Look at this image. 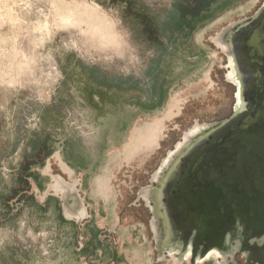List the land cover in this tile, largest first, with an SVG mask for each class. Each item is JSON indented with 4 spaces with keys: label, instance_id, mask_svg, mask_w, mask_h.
I'll return each instance as SVG.
<instances>
[{
    "label": "rangeland",
    "instance_id": "374dc122",
    "mask_svg": "<svg viewBox=\"0 0 264 264\" xmlns=\"http://www.w3.org/2000/svg\"><path fill=\"white\" fill-rule=\"evenodd\" d=\"M263 4L0 0V264H192L160 256L141 192L187 134L204 125L199 142L233 114L219 37ZM159 123V145L131 154ZM55 175L76 182L82 221L65 214Z\"/></svg>",
    "mask_w": 264,
    "mask_h": 264
},
{
    "label": "flooded vegetation",
    "instance_id": "af4514ba",
    "mask_svg": "<svg viewBox=\"0 0 264 264\" xmlns=\"http://www.w3.org/2000/svg\"><path fill=\"white\" fill-rule=\"evenodd\" d=\"M257 26L260 27L256 28ZM227 33L225 32L220 38L229 57L230 67L229 74H224V78L235 89L233 114L227 119L233 122L228 123L222 131L220 130L216 134L213 131L211 135L199 142L191 143L192 146L187 147L186 155L183 154V151L177 154L180 159L174 160V164L176 163L175 170L172 169L173 162L171 165L168 162L167 165L170 167L164 172L161 169L165 163L163 161L155 176L158 184L148 186L141 192L144 200L149 203L150 211L153 214L152 226L160 256L167 257L166 253L169 252L174 257L179 255L180 260L191 258L192 264H199L211 255H220L224 258L220 264H231L230 257L234 258L236 264H242L237 260L238 250L249 256V252L243 250L245 236L242 235L245 232L250 236L252 231L245 226L241 218L236 219L239 233L236 235L229 233L225 246L209 248L204 253L205 246L201 244L197 250V256L194 259L191 256L193 241L204 219L203 214H198L195 195L201 179L200 168L206 164L212 153L210 149L205 148L212 144H221L222 139L235 133L242 126L243 121L235 118L237 109L243 110L245 123H247L264 97V4L249 21L238 25L236 29H232L228 33V37ZM165 128V123L156 125L154 141L141 150L150 148V146L152 148L158 146V139ZM182 143L184 142L179 144ZM195 145H197V149L195 153L191 154L190 149ZM138 148L139 146L136 145L134 150H138ZM134 150L133 154H136L137 152L135 153ZM181 154L184 156L182 157ZM170 159L174 158L171 157ZM54 179L52 188L63 195L67 215H75L82 221L88 211L82 197H80L81 195H79L80 193L77 192L76 182H69L60 175H55ZM77 222L81 223L78 220ZM185 240L189 241L188 245H185ZM250 243L251 246L262 249L259 259L264 264V233L259 236H252Z\"/></svg>",
    "mask_w": 264,
    "mask_h": 264
},
{
    "label": "water",
    "instance_id": "95a60500",
    "mask_svg": "<svg viewBox=\"0 0 264 264\" xmlns=\"http://www.w3.org/2000/svg\"><path fill=\"white\" fill-rule=\"evenodd\" d=\"M241 125L221 144L204 147L212 153L200 168L195 202L204 219L193 241L192 259L201 244L204 253L221 247L237 218L253 237L264 233V97Z\"/></svg>",
    "mask_w": 264,
    "mask_h": 264
},
{
    "label": "bare ground",
    "instance_id": "6f19581e",
    "mask_svg": "<svg viewBox=\"0 0 264 264\" xmlns=\"http://www.w3.org/2000/svg\"><path fill=\"white\" fill-rule=\"evenodd\" d=\"M95 12V11H94ZM93 13V12H92ZM95 14V13H94ZM96 15H98V14H96ZM98 17V16H97ZM96 17V18H97ZM110 26V25H109ZM261 26V25H260ZM260 26H257L256 28H259ZM107 27H108V25H107ZM106 27V28H107ZM97 37V36H96ZM114 40H115V38H114ZM219 40L221 41V38L219 37ZM120 43V42H119ZM235 118L236 119H240V120H242L243 121V123H245L246 121H245V113L243 112V110L240 108V109H237L236 110V114H235ZM233 121L232 120H227V121H225V122H223V123H221L220 125H217L214 129H213V131H215L214 133L216 134V133H218L220 130L222 131V130H224V128H225V126L228 124V123H232ZM204 128V125H199V126H197V128H195L190 134H187V136H186V142H184V143H182V144H179L178 145V151H177V154H180V152H182L183 151V154H185L186 155V150H187V147H191L192 146V144H191V142L189 143L188 142V140L191 138V135H194V134H196L197 132H199V131H201L202 129ZM196 149H197V145H195V146H193L191 149H190V153L191 154H193V153H195V151H196ZM185 152V153H184ZM175 153V151H173V152H171L170 154H169V156L167 157V158H165L164 159V161H165V163L162 165V167H161V169L164 171H166L170 166H168L167 164H168V162H169V165H171V163L173 162V164H174V160H176V158L179 160L180 159V156H177L176 154H174ZM174 155H176V156H174ZM182 155V154H181ZM171 157H173L174 159H170ZM166 164V165H165ZM172 169L173 170H175L176 169V163L172 166ZM164 171V172H165ZM63 201H64V206H65V200H64V198H63ZM66 212V211H65ZM65 214H67V213H65ZM229 233H231V234H238L239 233V228L237 227V224L235 223V225L232 227V229L227 233V235L229 234ZM227 235H226V237H225V241H224V243L222 244V245H224L225 246V244H226V241H227ZM243 237L245 236V238H244V242H243V244L245 245V247H244V251L246 252H249V257H250V259L251 260H253L254 261V264H256L257 262L259 263V264H262V261H261V259H259V256H260V253H261V248H259V247H253V246H251V243H250V240H251V237H252V235H247L245 232H244V234L242 235ZM189 244V241L188 240H185V245H188Z\"/></svg>",
    "mask_w": 264,
    "mask_h": 264
},
{
    "label": "crops",
    "instance_id": "0c3cea01",
    "mask_svg": "<svg viewBox=\"0 0 264 264\" xmlns=\"http://www.w3.org/2000/svg\"><path fill=\"white\" fill-rule=\"evenodd\" d=\"M155 129H156V125H153V126L149 127L146 132H139V134L134 137L133 141H131V147L129 148L128 151H130V153L133 154V150H134V147L136 145H138L139 148H138V150H134L135 153L136 152L139 153L141 148L148 147L149 143H152V141H154V139H155L154 138L155 137L154 134L156 133ZM67 150H68V152L72 153L74 158H76L77 156H80V155H78L77 149H75L71 145L69 146V148ZM65 161L69 164L68 167L70 166L69 169L71 171L73 170L72 168H74V169L77 168L73 164L70 165V162H72V160H70L69 158L67 159L65 157ZM87 192H88V190L86 191V193Z\"/></svg>",
    "mask_w": 264,
    "mask_h": 264
},
{
    "label": "trees",
    "instance_id": "16d2710c",
    "mask_svg": "<svg viewBox=\"0 0 264 264\" xmlns=\"http://www.w3.org/2000/svg\"><path fill=\"white\" fill-rule=\"evenodd\" d=\"M150 26H151V24H150Z\"/></svg>",
    "mask_w": 264,
    "mask_h": 264
}]
</instances>
